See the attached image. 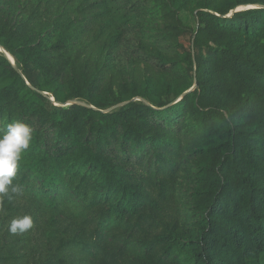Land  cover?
<instances>
[{"label":"trees","instance_id":"obj_1","mask_svg":"<svg viewBox=\"0 0 264 264\" xmlns=\"http://www.w3.org/2000/svg\"><path fill=\"white\" fill-rule=\"evenodd\" d=\"M0 47V264H264V0H0Z\"/></svg>","mask_w":264,"mask_h":264},{"label":"clouds","instance_id":"obj_2","mask_svg":"<svg viewBox=\"0 0 264 264\" xmlns=\"http://www.w3.org/2000/svg\"><path fill=\"white\" fill-rule=\"evenodd\" d=\"M31 125L16 120L9 123L3 132H0V200L17 194L20 187L13 183L17 176V169L22 153L26 151L33 138ZM11 234L24 233L33 227L30 215L16 216L7 225Z\"/></svg>","mask_w":264,"mask_h":264},{"label":"rangeland","instance_id":"obj_3","mask_svg":"<svg viewBox=\"0 0 264 264\" xmlns=\"http://www.w3.org/2000/svg\"><path fill=\"white\" fill-rule=\"evenodd\" d=\"M181 16H182V19L185 23L190 24V25H194V19L190 14L182 13Z\"/></svg>","mask_w":264,"mask_h":264},{"label":"water","instance_id":"obj_4","mask_svg":"<svg viewBox=\"0 0 264 264\" xmlns=\"http://www.w3.org/2000/svg\"><path fill=\"white\" fill-rule=\"evenodd\" d=\"M0 53H3V54H5L10 60H11V62L14 64V60H13V58L8 54V53H6L5 52V50L3 49V48H1L0 47ZM193 89H191L190 91H192ZM44 95H48L47 93H44ZM52 101H54V100H52ZM72 103L70 102V103H66V104H64V105H61L62 107L63 106H68V105H71Z\"/></svg>","mask_w":264,"mask_h":264}]
</instances>
